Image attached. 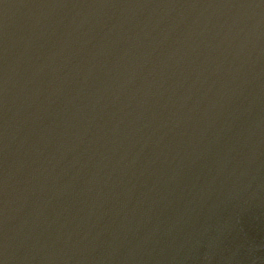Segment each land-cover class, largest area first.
I'll use <instances>...</instances> for the list:
<instances>
[{"label":"water","instance_id":"water-1","mask_svg":"<svg viewBox=\"0 0 264 264\" xmlns=\"http://www.w3.org/2000/svg\"><path fill=\"white\" fill-rule=\"evenodd\" d=\"M0 264H264V0H0Z\"/></svg>","mask_w":264,"mask_h":264}]
</instances>
